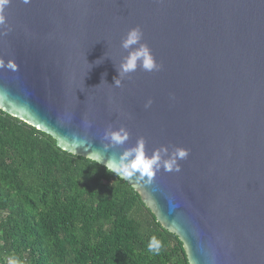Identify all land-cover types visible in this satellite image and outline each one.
<instances>
[{
  "label": "water",
  "instance_id": "water-1",
  "mask_svg": "<svg viewBox=\"0 0 264 264\" xmlns=\"http://www.w3.org/2000/svg\"><path fill=\"white\" fill-rule=\"evenodd\" d=\"M3 15L0 62L17 67H0L1 111L95 162L106 128L125 127L104 167L139 137L149 155L187 150L151 184L117 177L188 264H264V0H10ZM136 26L161 67L115 87Z\"/></svg>",
  "mask_w": 264,
  "mask_h": 264
},
{
  "label": "trees",
  "instance_id": "trees-1",
  "mask_svg": "<svg viewBox=\"0 0 264 264\" xmlns=\"http://www.w3.org/2000/svg\"><path fill=\"white\" fill-rule=\"evenodd\" d=\"M159 253L148 250L151 238ZM188 264L125 181L0 110V264Z\"/></svg>",
  "mask_w": 264,
  "mask_h": 264
},
{
  "label": "clouds",
  "instance_id": "clouds-1",
  "mask_svg": "<svg viewBox=\"0 0 264 264\" xmlns=\"http://www.w3.org/2000/svg\"><path fill=\"white\" fill-rule=\"evenodd\" d=\"M24 3H28L29 0H23ZM10 0H0V24L4 23L5 17L3 15L6 6H8ZM143 32L139 26L131 28L126 37L121 41V47L128 51V55L123 57L118 67L119 78H114L115 87L122 85V80L127 74L142 68L145 71L159 70L161 65L158 64L151 53V49L146 43H141ZM138 45L133 48L132 46ZM0 67H7L9 70L15 71V63L9 61L6 65L0 62ZM97 87V86H96ZM152 100L149 99L145 104V108L150 107ZM85 128L91 127V122L84 121ZM130 133L125 127H120L114 130L111 125L106 128L102 136L103 152L93 149L89 154V158L95 159L97 162L102 163L104 161V152L112 149L116 146L123 145L128 141ZM74 140L79 145L91 144L87 137L75 136ZM189 152L184 149L177 148L170 152L166 147H161L155 150L150 155L145 152V140L143 137L137 139V143L134 147L124 150L118 157L113 153L105 163V168L109 173H112L122 179L135 180V183L151 184L155 175L163 168L167 172H179L181 170L178 163L179 160L186 159ZM161 244L153 236L148 244V250L150 252L159 253ZM8 264H19L16 258H10Z\"/></svg>",
  "mask_w": 264,
  "mask_h": 264
}]
</instances>
